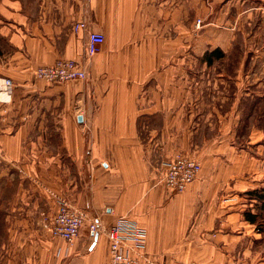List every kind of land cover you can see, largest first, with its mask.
<instances>
[{
  "label": "crops",
  "instance_id": "obj_1",
  "mask_svg": "<svg viewBox=\"0 0 264 264\" xmlns=\"http://www.w3.org/2000/svg\"><path fill=\"white\" fill-rule=\"evenodd\" d=\"M61 59L87 78L34 76ZM0 77V264L108 263L105 235L43 228L58 199L137 222L154 264H264V0H0ZM178 154L201 164L183 192Z\"/></svg>",
  "mask_w": 264,
  "mask_h": 264
},
{
  "label": "built area",
  "instance_id": "obj_2",
  "mask_svg": "<svg viewBox=\"0 0 264 264\" xmlns=\"http://www.w3.org/2000/svg\"><path fill=\"white\" fill-rule=\"evenodd\" d=\"M201 21H198L200 24ZM87 28L85 22L74 25V30ZM105 36L90 32L87 40L89 57L100 52ZM34 76L48 83H66L84 80L87 72L74 60L61 59L51 66H41L34 70ZM12 79L0 77V100H9L13 94ZM162 182L172 191L183 192L195 181L201 171L198 160L178 154L164 163ZM58 209L54 216L45 217L43 228L53 237L72 244L87 227L91 238L105 235L110 240V258L107 264H154L144 255L147 232L137 222L122 217L112 225H107L99 217L91 216L65 199H58Z\"/></svg>",
  "mask_w": 264,
  "mask_h": 264
},
{
  "label": "rangeland",
  "instance_id": "obj_3",
  "mask_svg": "<svg viewBox=\"0 0 264 264\" xmlns=\"http://www.w3.org/2000/svg\"><path fill=\"white\" fill-rule=\"evenodd\" d=\"M256 207H258L257 216L259 220V225L256 228L262 232L264 231V202H259V205L256 204Z\"/></svg>",
  "mask_w": 264,
  "mask_h": 264
},
{
  "label": "trees",
  "instance_id": "obj_4",
  "mask_svg": "<svg viewBox=\"0 0 264 264\" xmlns=\"http://www.w3.org/2000/svg\"><path fill=\"white\" fill-rule=\"evenodd\" d=\"M221 56L222 55H220L219 57H221ZM252 194L255 195V196H257L261 201L264 202V193L263 194L262 193L260 194L259 191H254V192H252ZM248 220H250L253 223H256L257 222V217L254 215V216L248 218Z\"/></svg>",
  "mask_w": 264,
  "mask_h": 264
},
{
  "label": "water",
  "instance_id": "obj_5",
  "mask_svg": "<svg viewBox=\"0 0 264 264\" xmlns=\"http://www.w3.org/2000/svg\"><path fill=\"white\" fill-rule=\"evenodd\" d=\"M79 120L81 121L82 119L81 118H79ZM97 237V236H96Z\"/></svg>",
  "mask_w": 264,
  "mask_h": 264
}]
</instances>
